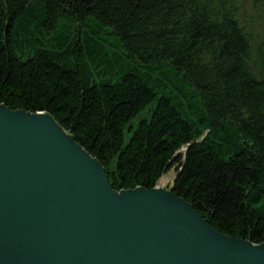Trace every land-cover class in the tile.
<instances>
[{"label":"trees","instance_id":"16d2710c","mask_svg":"<svg viewBox=\"0 0 264 264\" xmlns=\"http://www.w3.org/2000/svg\"><path fill=\"white\" fill-rule=\"evenodd\" d=\"M0 105L50 114L117 192L177 167L176 196L264 244V0H0Z\"/></svg>","mask_w":264,"mask_h":264},{"label":"water","instance_id":"95a60500","mask_svg":"<svg viewBox=\"0 0 264 264\" xmlns=\"http://www.w3.org/2000/svg\"><path fill=\"white\" fill-rule=\"evenodd\" d=\"M0 264H264L173 189L117 192L50 114L0 105Z\"/></svg>","mask_w":264,"mask_h":264},{"label":"rangeland","instance_id":"374dc122","mask_svg":"<svg viewBox=\"0 0 264 264\" xmlns=\"http://www.w3.org/2000/svg\"><path fill=\"white\" fill-rule=\"evenodd\" d=\"M184 154V151L181 152ZM178 177V169L177 167L172 169L168 174H166L158 183L159 188H163L166 190H170L173 188L175 179Z\"/></svg>","mask_w":264,"mask_h":264}]
</instances>
